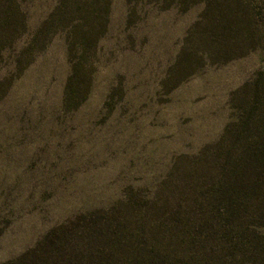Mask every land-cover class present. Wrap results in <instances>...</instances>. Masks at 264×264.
I'll use <instances>...</instances> for the list:
<instances>
[{
	"label": "rangeland",
	"instance_id": "374dc122",
	"mask_svg": "<svg viewBox=\"0 0 264 264\" xmlns=\"http://www.w3.org/2000/svg\"><path fill=\"white\" fill-rule=\"evenodd\" d=\"M61 2L0 0V30L8 21L11 33L0 48V264L97 211L112 220L108 234H131L130 252L208 264V148L236 117L232 95L264 71V50L212 60L201 6L182 13L155 0H108L69 110L65 87L81 47L72 31L84 22L76 9L60 16ZM106 235L91 253L98 240L108 253L120 249ZM72 246L91 258L82 241Z\"/></svg>",
	"mask_w": 264,
	"mask_h": 264
},
{
	"label": "trees",
	"instance_id": "16d2710c",
	"mask_svg": "<svg viewBox=\"0 0 264 264\" xmlns=\"http://www.w3.org/2000/svg\"><path fill=\"white\" fill-rule=\"evenodd\" d=\"M155 1L164 11L173 8L186 13L194 6L202 7L198 29L206 25L202 29V44L212 60L224 63L264 50V0ZM60 4L63 7L58 9L60 16L76 9L89 30L84 33L83 23L72 31L74 44L80 43L81 47L76 52L80 55L78 64L72 66L65 87L64 107L70 110L83 91L82 63L89 56L88 38L96 32L103 34L110 4L108 0H62ZM6 23V30H0V48L10 40ZM4 85L0 83V93ZM231 103L237 110L235 119L225 127L219 141L208 148V192L216 223L208 264H264V71L234 93ZM112 226V220L108 221L98 211L80 215L68 225L52 230L35 249L17 261L6 264H98L97 261L99 264H179L174 258L162 256L157 249L149 250L148 257L141 256L145 252L143 246L130 252L131 234H127L130 238L117 237V232L108 234ZM103 231L119 242L120 249L109 247L108 253V242L98 240L103 246L91 253L88 244L92 245V240ZM75 240L83 242L91 258L84 257V251H75L76 247L72 246ZM65 251L68 258L60 257Z\"/></svg>",
	"mask_w": 264,
	"mask_h": 264
}]
</instances>
